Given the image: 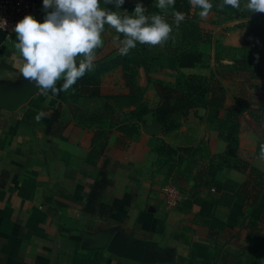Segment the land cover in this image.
I'll return each mask as SVG.
<instances>
[{"label":"crops","instance_id":"0c3cea01","mask_svg":"<svg viewBox=\"0 0 264 264\" xmlns=\"http://www.w3.org/2000/svg\"><path fill=\"white\" fill-rule=\"evenodd\" d=\"M154 1L99 6L129 15ZM123 38L105 25L93 70L53 94L23 78L16 34L0 30V264H264V192L248 208L236 196L246 175L211 167L227 149L214 111L193 109L164 132L154 114L164 94L156 106L146 93L155 81L173 84V72L144 73L142 108L115 99L130 93L111 68ZM244 131L240 148L264 170ZM163 144L177 154L159 153Z\"/></svg>","mask_w":264,"mask_h":264},{"label":"trees","instance_id":"16d2710c","mask_svg":"<svg viewBox=\"0 0 264 264\" xmlns=\"http://www.w3.org/2000/svg\"><path fill=\"white\" fill-rule=\"evenodd\" d=\"M217 0H212L215 2ZM223 0L219 1L221 5ZM219 5V7H220ZM190 0H175L173 6L161 9L157 7V2L150 7V17L159 14L164 17H175V12H181L184 17L189 15ZM236 9L230 6L220 7L223 15L232 18ZM165 11H168L166 14ZM236 12V11H235ZM174 24V23H173ZM181 36L180 45L173 50L156 52L154 46L149 49L148 44H137L127 54H122L114 58L122 66V75L130 93L126 96L115 97L116 100H124L135 103L143 107L142 101L144 90L137 83V76L140 68H144L146 74L157 72H173L175 82L168 84L163 81H155V85L160 89L161 97L159 106L155 110L156 120L161 124L164 132L171 133L181 127L180 118L187 117L193 109L202 108L207 111H214V118L218 123V130L221 132L227 149L224 153L213 158L211 167L214 169H230L246 175V179L236 193L239 202L248 208L257 206L264 192V170L256 167L254 163L255 152L240 148L239 134L241 131V114L251 110L250 104H242L240 109L235 105L226 104V89L223 80H235L240 75H244L241 84H251L259 79L257 72L260 71L262 63L254 66L249 61L250 54L254 48L263 40L264 26L256 25L251 27L253 39L246 40V49L242 50V57L235 65H223L210 75H196L181 73V69H194L209 67L205 64V54L198 49L199 37L197 27L189 22H181L179 31ZM152 48V49H151ZM258 57H256V60ZM258 66V67H257ZM85 73L84 76L87 75ZM148 81H151L148 78ZM194 90V91H193ZM199 91V92H198ZM199 93V95H197ZM182 152L189 153L190 149H180ZM158 152L163 154L176 155L177 151L168 148L163 144ZM256 223V222H255Z\"/></svg>","mask_w":264,"mask_h":264},{"label":"clouds","instance_id":"9594fccd","mask_svg":"<svg viewBox=\"0 0 264 264\" xmlns=\"http://www.w3.org/2000/svg\"><path fill=\"white\" fill-rule=\"evenodd\" d=\"M101 0H42L45 10L43 22L26 15L14 28L15 47L23 58L20 72L26 80L34 82L38 89L51 90L53 94L67 91L86 72L92 71L96 50L104 41L105 25L123 34L120 52L127 54L137 44L159 45L169 37L172 27L159 14L148 17L138 3L132 14L121 15L100 8ZM111 3L112 0H106ZM157 7L173 6L175 0H156ZM121 9L125 0H115ZM190 4L201 9L199 16L209 15L212 0H190ZM241 7V0H223L220 7ZM246 8L264 13V0H246ZM177 23L184 19L181 12L174 13ZM79 63L77 66V61ZM63 81L57 87L58 81ZM43 113L36 116L39 121ZM260 156L264 159V149Z\"/></svg>","mask_w":264,"mask_h":264},{"label":"rangeland","instance_id":"374dc122","mask_svg":"<svg viewBox=\"0 0 264 264\" xmlns=\"http://www.w3.org/2000/svg\"><path fill=\"white\" fill-rule=\"evenodd\" d=\"M219 1L212 2L213 7L209 15L204 18L199 16L201 9L193 5L190 7L189 15L186 18L184 17L179 23H177L175 17H164L166 22L171 25L172 31L166 41L154 46L156 52L160 53L161 51L177 48L181 43V36H179L181 22H189L190 28L192 24L197 27L198 49L204 52L205 64L209 66L197 69L196 73L198 74L195 73L196 75H210L217 69H221L223 65L231 66L237 64L238 60L243 58L242 50L246 49L247 38L249 37L250 40L254 38L251 27L256 25L264 26V13L250 12L245 6L246 0H241V7L236 9V12H233L231 19H228V15L225 16L220 12ZM143 7H150V3H145ZM165 13L167 14L168 11H165ZM148 47L150 49L151 45ZM257 47L250 54L249 61L253 66L259 62L262 63V66H259L260 71L257 72L259 79L251 84H241L245 77L240 75L235 80H223V86L226 89V104L235 105L238 109H240L242 104H250L251 110L244 111L241 114V127L245 129L244 132L248 140L254 139L261 151L264 149V37ZM256 57H258L257 60ZM111 68L113 70L122 69V66L116 62ZM140 70L141 76H139ZM140 70L137 77H139L140 84L143 85L141 88L145 89V93L148 90L145 87L146 84L148 85L146 72L143 68H140ZM148 88L147 97L149 101L157 106L160 89L157 85L154 87L149 86ZM180 120L181 127L189 121L187 117H181ZM195 127L196 131L193 127L190 130H192L194 136H200L202 132L197 130L200 128L198 126Z\"/></svg>","mask_w":264,"mask_h":264},{"label":"built area","instance_id":"2783aa9c","mask_svg":"<svg viewBox=\"0 0 264 264\" xmlns=\"http://www.w3.org/2000/svg\"><path fill=\"white\" fill-rule=\"evenodd\" d=\"M42 4V0H0V30L9 35L16 34L15 25L26 15L37 19ZM168 193L171 198L175 195L172 189ZM169 204L175 205V200H170Z\"/></svg>","mask_w":264,"mask_h":264}]
</instances>
